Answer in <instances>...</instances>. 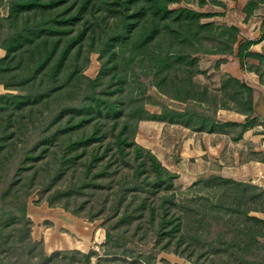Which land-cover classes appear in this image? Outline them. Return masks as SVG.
Instances as JSON below:
<instances>
[{
    "label": "trees",
    "instance_id": "1",
    "mask_svg": "<svg viewBox=\"0 0 264 264\" xmlns=\"http://www.w3.org/2000/svg\"><path fill=\"white\" fill-rule=\"evenodd\" d=\"M61 1L10 0L8 12L0 11V84L6 90L0 94V217L29 225L28 190L35 186L50 206L65 197L61 206L70 213L90 222L101 219L105 244L141 253L143 260L135 257L134 264H149L156 249H171L190 264H216L219 256L229 264H264V219L249 214L264 212L263 188L219 177L220 192L180 201L170 191L176 174L135 140L144 119L196 131L253 125L258 117L250 85L233 76L224 82L223 89L235 85V97L247 90V107L235 109L246 117L243 123H219L216 111L233 108L215 96L208 100V88L194 76L199 53H225L235 44L244 69L243 55L254 41H239L235 25L203 22L210 12L172 7L174 0L59 6ZM91 53L99 61L94 78L85 73ZM153 89L184 107L150 113L145 105ZM6 145L11 149L3 154ZM64 176L66 183L55 188ZM19 184L20 194L14 189ZM92 187L96 205L89 198L76 202ZM156 194L158 203L151 199ZM71 197L74 209L67 206ZM77 256L84 264L90 259L69 249L48 256L40 251L30 260L78 264Z\"/></svg>",
    "mask_w": 264,
    "mask_h": 264
},
{
    "label": "rangeland",
    "instance_id": "2",
    "mask_svg": "<svg viewBox=\"0 0 264 264\" xmlns=\"http://www.w3.org/2000/svg\"><path fill=\"white\" fill-rule=\"evenodd\" d=\"M199 1L200 0H174L171 3V6H187L204 12H210V16L202 18L203 22H212L215 25H235L239 29V41L252 39L254 42L250 46V49L243 55L244 70L252 72L253 77L258 82L257 89L260 90L258 93L262 92L261 98L264 99V2L259 3L257 0H252V2L248 4V8L245 11L244 5L247 0H205L204 6H199ZM79 3L80 0H62L59 3V6H79ZM9 5L10 0H0V6H2L0 8L1 13L6 14L8 12ZM227 6L231 7L227 8ZM212 48L213 46L210 49ZM4 54L5 51L0 48V57ZM197 57L198 71L194 76V80L208 88V100H212V97L215 96V100L217 102L226 103L233 108L220 109L236 111V108H246V89H240L241 94L239 96L236 95L235 97V90L237 89L234 84H230L224 89L222 87L224 82L228 81L229 77L232 76L228 72L233 69V62L236 60L239 62L237 44L234 45L232 51L229 50L225 53L203 52L199 53ZM98 71V54L91 53L85 73L94 78ZM5 91V88L1 85L0 94ZM150 94L151 103H146L145 107L152 114H159L163 107H167L169 109H182L184 107L183 103L167 99L154 89L150 92ZM157 111H159V113H156ZM218 114L219 109L215 114L219 123L231 122L221 121ZM220 126L222 127L220 131L225 132L226 134H235L238 130H241V127L232 124H220ZM185 127L186 126L182 125L179 134L182 135L183 133L187 134L190 132L189 130H185ZM186 128L192 130L189 127ZM163 131L164 132L161 134L165 140L164 146H166L164 152L165 154L173 155V153L167 152L168 149L172 148L170 147V143L172 144V142L167 140L168 138L165 139L168 131L166 128ZM144 133H150V130L148 128H144V130L140 129V131L137 129L136 135H139L135 136V140L137 141V138L138 140H142L141 136ZM10 149L11 148L7 146L2 153L4 154L5 151H10ZM174 150L176 151L175 146ZM248 153L251 154L249 157L261 158L259 153L251 149H249ZM175 158L176 156H168L164 161L165 164H163L165 167L168 166L167 169L176 174V177L173 180V187L170 190L173 192L175 198L180 201L184 199L191 201V199L196 196L203 197L205 195V198L206 196H209V194L218 193L222 190L220 183L222 184L223 182L218 178L226 176H221L219 172H213V170H216L217 168H203L205 171L201 173V176L199 175V177H195L194 174L193 176L196 179L192 180L193 177L189 175L188 168H179L178 171H176L177 166L173 164ZM251 171L252 172H249V179L246 178L247 176L244 175V173L237 178H227H232L238 182L253 184L264 189V176L260 175L261 171L253 172L254 170L252 169ZM259 177L260 179H258ZM61 183H66V176H64L61 181L57 180L55 188H59V184ZM34 187H32L33 189L30 188L28 190L27 214L29 213L31 216L27 215L29 217V225L21 226L17 218L0 217V261H3L4 264H38V259L33 258L30 260L31 254H38L42 251L46 256H48L57 250L62 251L69 249H76L79 252L89 253L90 259L86 262V264H134L133 261L135 257H137L139 261L140 259L143 260L142 255L139 257V254L141 253H139L138 250H133L131 247L126 248L127 251H125L123 246L115 248L112 246L109 247L105 244L104 229L100 226L102 225L101 219L90 222L80 216L70 213L68 210L63 208V206H61V204L66 203L65 197L55 199L54 201L57 205L50 206L47 201L39 199V195L37 194L38 189H35ZM14 189L20 194L24 191V186L19 184ZM87 190V192L83 191V194L78 195L76 202H81L82 200H85V198H89V205H96L98 200L97 191L94 192L95 188L93 187L88 188ZM162 193L163 191H161L160 194ZM98 194H104V192H98ZM72 199L73 198L71 197L67 206L74 209L76 208V205L75 201ZM151 199L158 203L161 198L158 194H156ZM88 206H85L86 209L81 210L80 212L85 213L89 208ZM94 208L96 207L94 206ZM249 214L264 219V212L252 210L249 211ZM239 216H242V214ZM151 231L152 229L147 233L144 231L143 237L145 236V233L146 235H149ZM96 234L97 236L100 234L99 238L97 237V240L95 238ZM144 240L145 238L143 241ZM144 250L147 249L144 248ZM150 250L153 251L152 249ZM156 252L157 253L154 256L150 257L149 264H190L187 259L175 254L171 249H156ZM145 254L149 255L150 252L147 250ZM105 256L109 258L111 257L112 259L104 260L103 258ZM66 257L68 256L66 255ZM80 258L81 259H78V264H84L83 262L86 259L84 257ZM99 259L101 261H99ZM65 261L66 260H62V263ZM216 261V264H229L225 260L221 259L220 256L216 257ZM49 264L57 263H52V261H50Z\"/></svg>",
    "mask_w": 264,
    "mask_h": 264
},
{
    "label": "crops",
    "instance_id": "3",
    "mask_svg": "<svg viewBox=\"0 0 264 264\" xmlns=\"http://www.w3.org/2000/svg\"><path fill=\"white\" fill-rule=\"evenodd\" d=\"M230 7L227 6V8ZM232 66L233 69L228 73L245 81L253 88V116L258 117L253 125L243 131L238 130L235 134H226L222 131H192L185 127L184 129L190 132L181 135L179 134L181 124L144 119L139 122L138 129L140 131V129L148 128L150 133H144L141 136L142 140L137 138V142L149 148L160 161L162 160V164H165L164 161L168 156H176L173 163L177 166L176 171L179 168H188L189 175L193 177L192 180L201 176V173L205 171L203 168H217L213 172H219L221 176L226 177L237 178L244 173L249 179L251 169L254 170L253 172L261 171L260 175L264 176V121L258 112L262 92L258 93L260 91L257 89L258 82L251 71L242 69L237 60ZM218 117L221 121L243 123L246 115L238 111L219 109ZM165 128L168 131L165 139L168 138L167 140L172 142L170 143L172 148L167 152L173 155L164 152L166 146L161 133ZM249 149L259 153L261 158L249 157L251 156L248 153Z\"/></svg>",
    "mask_w": 264,
    "mask_h": 264
},
{
    "label": "water",
    "instance_id": "4",
    "mask_svg": "<svg viewBox=\"0 0 264 264\" xmlns=\"http://www.w3.org/2000/svg\"><path fill=\"white\" fill-rule=\"evenodd\" d=\"M258 112L259 114L261 115L263 121H264V101L263 99H260V104H259V107H258Z\"/></svg>",
    "mask_w": 264,
    "mask_h": 264
}]
</instances>
